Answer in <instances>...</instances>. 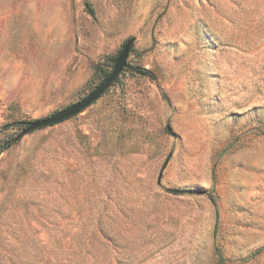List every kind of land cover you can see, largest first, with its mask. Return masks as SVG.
<instances>
[{"label":"rangeland","instance_id":"374dc122","mask_svg":"<svg viewBox=\"0 0 264 264\" xmlns=\"http://www.w3.org/2000/svg\"><path fill=\"white\" fill-rule=\"evenodd\" d=\"M0 264H264V0H0Z\"/></svg>","mask_w":264,"mask_h":264},{"label":"water","instance_id":"95a60500","mask_svg":"<svg viewBox=\"0 0 264 264\" xmlns=\"http://www.w3.org/2000/svg\"><path fill=\"white\" fill-rule=\"evenodd\" d=\"M134 39L130 38L122 47L121 51L115 59V63L111 71L106 75V77L84 98L73 103L64 109L55 112L49 117L38 119L32 122H27V128L21 133L20 137L25 134L31 133L34 130L52 126L58 124L68 118L78 115L96 100H98L108 88L116 81V79L121 74L122 70L127 66V58L132 49Z\"/></svg>","mask_w":264,"mask_h":264},{"label":"trees","instance_id":"16d2710c","mask_svg":"<svg viewBox=\"0 0 264 264\" xmlns=\"http://www.w3.org/2000/svg\"><path fill=\"white\" fill-rule=\"evenodd\" d=\"M128 40L129 39H127L124 42V44ZM115 59H116V56L108 57L106 59V62L104 64V66L103 67H99V69L97 71V74H98V77L100 78V80L104 79L106 77V75L111 71V69L113 68V65L115 63ZM125 71H127V72H129L131 74H137V75H140V76H143V77H148V78H152L153 77L150 70L145 69L143 67L133 66V65H130L128 63H127V66L122 70L121 74L123 72H125ZM8 126L16 128L17 131H19V136H18V138L10 137V138H7V139L0 140V153L3 152L4 150H6L7 148H9L16 140H18L20 138L21 133L27 128V122L17 121V122H13L11 124L5 125V127H8Z\"/></svg>","mask_w":264,"mask_h":264}]
</instances>
